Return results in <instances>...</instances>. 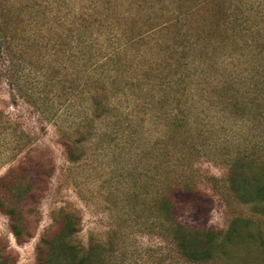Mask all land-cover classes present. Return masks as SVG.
I'll use <instances>...</instances> for the list:
<instances>
[{
    "label": "rangeland",
    "instance_id": "374dc122",
    "mask_svg": "<svg viewBox=\"0 0 264 264\" xmlns=\"http://www.w3.org/2000/svg\"><path fill=\"white\" fill-rule=\"evenodd\" d=\"M0 180V264H264V0H0Z\"/></svg>",
    "mask_w": 264,
    "mask_h": 264
},
{
    "label": "trees",
    "instance_id": "16d2710c",
    "mask_svg": "<svg viewBox=\"0 0 264 264\" xmlns=\"http://www.w3.org/2000/svg\"><path fill=\"white\" fill-rule=\"evenodd\" d=\"M95 106L97 108H99L100 102L95 100ZM235 183H236L238 188L245 186V185H239L237 183V179H236ZM0 185H2V186H0V189H1V187H3V188L7 187L4 185H8V184H4V181H1ZM9 187L10 186H8V188ZM261 190H264V189H262V188L259 189L258 196L255 198L257 200V202H259L262 198L264 199V196L262 194H260ZM16 204H17L16 202L12 203V200L8 201V200H6V198H5V200L0 199V207L2 209L6 208L7 209V210L5 209L6 213L10 217L11 230L14 232V235L16 237H19L21 234L20 231L23 229V226H22V216H21L20 210H18V207ZM69 217H70V219H72L71 216L68 215V220H66L67 223H66V225L64 224V226L60 230V232L54 238H52L48 241H45V243L47 245V248L45 249V255L40 256V257H43V258H41V260L43 262L39 261L38 264H54L53 259H60L59 264H89V263L96 264L95 262H93V257L95 255V254L93 255V252L89 253L88 255L79 256L77 254V250H74L75 246L70 242L69 237L65 236V233L70 229V226L72 224V223L68 222V221H71L69 219ZM72 220L74 221L75 219H72ZM179 235H181V238H182L180 245L183 249V252L187 253L189 251V249L192 247V245H194L195 240L192 237V235L191 236L188 235V232L185 230L184 226H181L179 228ZM189 237H192V238H189ZM61 245H64L65 250H64V252H61L60 256L57 255V257H55L56 251H59L58 246H61ZM94 248H96V247H94ZM40 249H41V247H40ZM52 251L55 252L53 257L50 255V253ZM89 259H90V262H89ZM91 260H92V262H91Z\"/></svg>",
    "mask_w": 264,
    "mask_h": 264
}]
</instances>
